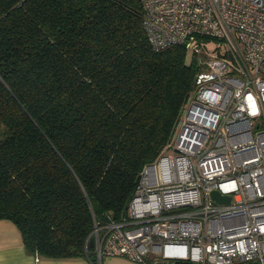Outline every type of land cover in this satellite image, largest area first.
I'll use <instances>...</instances> for the list:
<instances>
[{"label":"trees","instance_id":"obj_1","mask_svg":"<svg viewBox=\"0 0 264 264\" xmlns=\"http://www.w3.org/2000/svg\"><path fill=\"white\" fill-rule=\"evenodd\" d=\"M142 22L139 0H0V218L39 257L94 260L201 68Z\"/></svg>","mask_w":264,"mask_h":264},{"label":"built area","instance_id":"obj_2","mask_svg":"<svg viewBox=\"0 0 264 264\" xmlns=\"http://www.w3.org/2000/svg\"><path fill=\"white\" fill-rule=\"evenodd\" d=\"M139 1L154 50L181 45L192 56L202 41L219 46L166 146L140 169L126 215L94 222L91 262L171 263L149 262L151 251L171 264H264V0Z\"/></svg>","mask_w":264,"mask_h":264},{"label":"crops","instance_id":"obj_3","mask_svg":"<svg viewBox=\"0 0 264 264\" xmlns=\"http://www.w3.org/2000/svg\"><path fill=\"white\" fill-rule=\"evenodd\" d=\"M0 264H93L87 257L35 259L22 241L21 233L9 219L0 218ZM100 264H135L118 256L102 257Z\"/></svg>","mask_w":264,"mask_h":264},{"label":"rangeland","instance_id":"obj_4","mask_svg":"<svg viewBox=\"0 0 264 264\" xmlns=\"http://www.w3.org/2000/svg\"><path fill=\"white\" fill-rule=\"evenodd\" d=\"M217 41L209 40V41H202V44L198 47V53L195 54V59L197 63L201 65V70L202 71H208L209 67L206 65V60L208 58H211V56H215L217 53L218 49V44L216 43ZM221 51L224 50V46H221ZM190 57V56H189ZM147 259L151 263H156V262H171V263H177L176 260H168V259H163L161 254L155 253V252H149ZM248 264V263H244Z\"/></svg>","mask_w":264,"mask_h":264},{"label":"water","instance_id":"obj_5","mask_svg":"<svg viewBox=\"0 0 264 264\" xmlns=\"http://www.w3.org/2000/svg\"><path fill=\"white\" fill-rule=\"evenodd\" d=\"M211 197L213 198L214 201H216L218 203L227 204L230 202V196L220 194L217 190L211 191ZM89 246L93 247V239L89 240ZM161 264H171V263H161ZM253 264H256V263H253Z\"/></svg>","mask_w":264,"mask_h":264}]
</instances>
